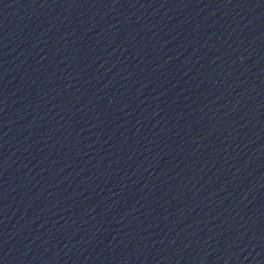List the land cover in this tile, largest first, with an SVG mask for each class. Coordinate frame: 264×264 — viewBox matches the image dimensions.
<instances>
[{"label":"water","instance_id":"obj_1","mask_svg":"<svg viewBox=\"0 0 264 264\" xmlns=\"http://www.w3.org/2000/svg\"><path fill=\"white\" fill-rule=\"evenodd\" d=\"M0 264H264V0H0Z\"/></svg>","mask_w":264,"mask_h":264}]
</instances>
